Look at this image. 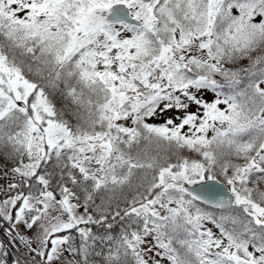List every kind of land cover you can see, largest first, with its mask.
<instances>
[{"label": "snow or ice", "instance_id": "6c2138e0", "mask_svg": "<svg viewBox=\"0 0 264 264\" xmlns=\"http://www.w3.org/2000/svg\"><path fill=\"white\" fill-rule=\"evenodd\" d=\"M0 264H264V0H0Z\"/></svg>", "mask_w": 264, "mask_h": 264}, {"label": "trees", "instance_id": "16d2710c", "mask_svg": "<svg viewBox=\"0 0 264 264\" xmlns=\"http://www.w3.org/2000/svg\"><path fill=\"white\" fill-rule=\"evenodd\" d=\"M245 64H247V61L244 62ZM212 211H214L213 209H210ZM208 227H213L211 224L208 225ZM213 231H217L215 228H213Z\"/></svg>", "mask_w": 264, "mask_h": 264}, {"label": "rangeland", "instance_id": "374dc122", "mask_svg": "<svg viewBox=\"0 0 264 264\" xmlns=\"http://www.w3.org/2000/svg\"><path fill=\"white\" fill-rule=\"evenodd\" d=\"M208 99H212V96L209 94V96L207 97Z\"/></svg>", "mask_w": 264, "mask_h": 264}]
</instances>
